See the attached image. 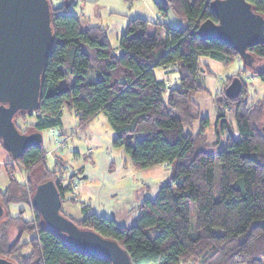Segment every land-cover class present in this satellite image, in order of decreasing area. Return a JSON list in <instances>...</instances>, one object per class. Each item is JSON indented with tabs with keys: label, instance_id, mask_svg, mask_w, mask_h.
<instances>
[{
	"label": "trees",
	"instance_id": "trees-1",
	"mask_svg": "<svg viewBox=\"0 0 264 264\" xmlns=\"http://www.w3.org/2000/svg\"><path fill=\"white\" fill-rule=\"evenodd\" d=\"M247 1L257 14L264 16V0ZM211 2L159 1L164 12L171 6L184 24L163 23L165 29L161 33L153 20L130 18L119 37L117 52L104 27L87 24L79 15L70 13L64 0L59 5L50 1L54 41L42 73L39 107L14 115L20 130L18 119L35 115V122L23 130L31 132L60 127L65 107L75 111L80 125L104 112L115 131L113 144L126 150L134 166L171 165L172 173L160 186L158 195L146 197L139 204L134 224L119 225L113 217L87 213L85 207L86 215L75 219L61 209L79 227L117 240L133 264H264V130L257 124V117L264 116V96L258 100L261 104L249 103L241 95L245 91L243 83L237 97H216L217 127L221 133L228 131L227 147L216 151L212 146L219 140L208 142V117L201 116L193 99L205 89L200 81L201 56L229 64L240 54L220 40L199 35L202 21L218 20ZM247 51L251 57L245 56L246 63L264 81V69L255 64L264 58V41ZM168 66L179 72L176 86H168L166 80L156 76L157 67ZM233 107L238 140L231 121L224 118L226 109ZM197 119H201L200 131L186 130ZM46 158L43 141L28 147L19 158L12 157L27 173L26 183L17 180L14 166L4 165L9 184L0 189L4 207L0 221L7 212L5 224H16L18 235L8 242L5 232L0 231V255L15 264H112L105 257L71 247L63 233L43 221L32 201L38 183L54 179L62 206L70 199L66 195L71 190V183L64 185L56 170L46 167ZM217 161L219 198L215 197ZM38 175L40 181L34 186L32 179ZM28 182L31 195L26 188ZM12 200L26 202L31 217L24 216V207L17 215L8 212L7 205ZM192 205L196 208L195 227L191 222ZM23 248H29V254L21 253Z\"/></svg>",
	"mask_w": 264,
	"mask_h": 264
},
{
	"label": "rangeland",
	"instance_id": "rangeland-1",
	"mask_svg": "<svg viewBox=\"0 0 264 264\" xmlns=\"http://www.w3.org/2000/svg\"><path fill=\"white\" fill-rule=\"evenodd\" d=\"M50 1L54 5H59L62 0ZM159 1L168 3V0H76L68 11L79 15L87 24L104 27L113 47L119 52V37L126 31L130 18L143 17L153 20L157 23L154 27L161 33L165 29L163 23L170 26L184 24V19L171 6L167 12H164L158 5ZM200 59L203 68L200 81L205 89L197 92L193 99L198 104L201 116L208 117L209 123L205 128L208 142L219 140L216 146H212L216 151L227 147L228 136L227 129L221 133L217 127L216 97L223 99L225 89L231 82L230 78L237 76L242 79V86L245 83V91L241 95L243 94L249 103H258V100L264 96V81L255 73L256 70L249 67L244 55H236L229 64L209 56H201ZM255 64L259 69H264V58H259ZM155 73L158 78L166 80L168 86L179 84V72L173 66L157 67ZM167 98L168 92L164 94V99ZM226 112L224 118L231 121L234 137L238 140L240 134L235 119V109L227 108ZM35 120L36 116L32 115L26 120L18 119V124L23 131ZM62 122L60 127L42 130V136L43 145L47 150L46 167L56 170L57 178H62L64 185L71 183V190L66 195L70 199L63 203V211L75 219H81L85 207L87 213L95 212L113 217L119 225L134 224L137 220L139 204L146 197L155 198L158 195L160 186L172 173L171 165L162 163L145 168L134 166L126 150L113 144L115 131L104 112L98 113L94 118L80 125L79 116L75 111L65 107ZM257 124L263 129V114L257 117ZM200 127L201 119H197L191 126H187L186 130L197 133ZM6 163L16 168L15 176L18 181L27 182V173L22 165L12 159L0 142V189L4 190L9 184V176L4 167ZM219 171L220 164L217 161L216 198H219ZM81 176L84 178H80ZM32 180L35 186L40 181V176L33 177ZM26 188L31 195L29 182ZM21 207L26 208L24 216L30 218L32 213L26 202L12 200L7 205L8 212L12 215H17ZM7 219L6 212L0 221V231L5 232L8 242H12L18 235V227L13 223L5 224ZM191 222L195 227V205L191 208ZM27 239L28 236L25 234L24 241ZM20 252L29 254L30 249L23 248Z\"/></svg>",
	"mask_w": 264,
	"mask_h": 264
},
{
	"label": "water",
	"instance_id": "water-1",
	"mask_svg": "<svg viewBox=\"0 0 264 264\" xmlns=\"http://www.w3.org/2000/svg\"><path fill=\"white\" fill-rule=\"evenodd\" d=\"M73 1L64 0L66 6ZM210 6L218 20L209 18L201 22V38L220 40L250 58L247 48L264 41V16L257 14L247 0H212ZM51 21L49 0H0V137L14 159L43 141L42 131H21L14 115L39 107L42 73L54 41ZM241 89L242 79L236 76L225 94L235 98ZM32 201L43 221L63 233L71 247L105 257L112 264H133L128 251L117 240L79 227L62 212V198L54 179L40 182ZM3 214L0 198V218ZM0 264L15 263L0 255Z\"/></svg>",
	"mask_w": 264,
	"mask_h": 264
},
{
	"label": "crops",
	"instance_id": "crops-1",
	"mask_svg": "<svg viewBox=\"0 0 264 264\" xmlns=\"http://www.w3.org/2000/svg\"><path fill=\"white\" fill-rule=\"evenodd\" d=\"M84 214H85V212H84L83 215L81 216L82 218L84 217Z\"/></svg>",
	"mask_w": 264,
	"mask_h": 264
},
{
	"label": "built area",
	"instance_id": "built-area-1",
	"mask_svg": "<svg viewBox=\"0 0 264 264\" xmlns=\"http://www.w3.org/2000/svg\"><path fill=\"white\" fill-rule=\"evenodd\" d=\"M75 185V184H74ZM75 187H76V185H75Z\"/></svg>",
	"mask_w": 264,
	"mask_h": 264
}]
</instances>
